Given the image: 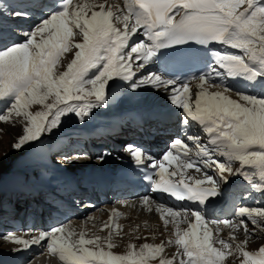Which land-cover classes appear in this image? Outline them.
<instances>
[{"label": "snow or ice", "instance_id": "snow-or-ice-1", "mask_svg": "<svg viewBox=\"0 0 264 264\" xmlns=\"http://www.w3.org/2000/svg\"><path fill=\"white\" fill-rule=\"evenodd\" d=\"M26 5L19 9L7 5L17 19L40 17L21 33L22 41L0 29V122L15 124L14 117L24 121L14 149L43 146L44 137L69 116L83 123L93 109L106 104L109 89L121 82L133 91L150 87L168 93L171 105L182 110L178 122L185 128L195 123L207 142L199 134L177 135L159 161L136 145H126L136 164L148 169L144 179L151 192L181 202L177 208L155 206L164 225H174V239L166 242L176 246L170 257L164 241L138 247L129 243L126 252L115 253L113 234L122 231L114 223L119 216L115 211L100 225V231L108 230L105 237H88L84 231L77 235L59 225L30 239L9 234L5 239L22 246L14 251L46 246V253L61 264H226L229 257L240 258L239 264H264V245L255 251L245 248L250 237L264 231V207L242 204L232 220L208 214L230 177H242L254 192L264 195V3L123 0L122 8H114L108 0H26ZM136 36L143 39L133 42ZM193 43L205 49L218 43L238 50L207 53L206 70L193 77L198 89L194 99L187 79L151 71L143 75L162 57H186V46ZM67 53L72 59L65 67L61 61ZM224 75L242 79L259 94L230 88L220 81ZM32 105L43 110L32 112ZM141 203L152 211L149 196ZM181 224L187 227L181 229ZM223 229L229 230L227 239L220 238ZM240 230L244 239L236 242Z\"/></svg>", "mask_w": 264, "mask_h": 264}, {"label": "bare ground", "instance_id": "bare-ground-1", "mask_svg": "<svg viewBox=\"0 0 264 264\" xmlns=\"http://www.w3.org/2000/svg\"><path fill=\"white\" fill-rule=\"evenodd\" d=\"M2 2H6V3H9L11 5L13 4L15 7H22V8H24L23 6L26 5V1H15L16 3H12L11 0H2ZM108 2L110 4H112L114 6V8L116 6L121 7V8L123 7V0H108ZM261 2L264 3V0H261ZM8 35H10V34H8ZM138 37H141L139 40L143 39V36H137V38ZM136 41H137V39H136ZM209 49L210 50L228 51V52H237L238 51L235 49L224 48L218 43L211 44L209 46ZM152 65H150V66H152V68L156 71L155 73L160 74L159 71L157 70L156 66L154 64H152ZM224 76H225V79H227L226 82L222 81V80H220V81L223 84L231 85L236 90H243L245 92H250L252 94H259V92H260V90L257 88H252L253 89V91H252L250 89L251 87H249L242 79H233V78L228 77L226 75H224ZM116 87L117 88L113 91L114 94L118 97H121V95H120L121 93L126 94L124 99H128V100L127 101L121 100L119 103L114 104L113 102H110V101H113L112 100V95H113L112 93L113 92H111V94H109V102L107 99V102L103 106V109H102V107L97 109V111H102V114H104L105 118L107 117L108 118L107 120L112 121V123L116 124V126L108 127L107 130H105V128L101 127L100 125H99V127L98 126H92V125H94V124H92V122L96 118H99L101 121V118L98 117L97 115H95L93 117L92 121L89 122V124H88L87 120H85L86 127L82 131V134L87 135V136H90V135L96 136V135L102 134L103 139L105 141V139L108 138L107 136L110 137V136L114 135L116 133L115 131H118V132L120 130H123V131L129 130L130 131L132 128H135V130L137 129L139 131L141 130V132H143V136H144V134H146L149 131L153 135H156L157 134V132L155 131L156 129H158V130L161 129L159 131L160 132L159 134L164 133L165 136L175 134L178 130H180L179 132L181 134L185 135L186 132L189 133L191 130L190 133L199 134L202 137V141L205 143L207 142L206 134H204L195 123L189 124L186 128L185 127L179 128V126L181 125L179 122L175 126L165 125V122L167 121V119L169 117H171V115H174L177 119L182 117V110L177 109V108L172 110L169 108L168 112H163L164 109H158V108L157 109H154V108L144 109L148 106V104H157V105L166 104L164 101H167V100L164 97L167 96V98H168V95H169L168 93H165L163 90L157 91L154 89L155 91H152V90L147 89L150 87H144V88H140V90H138V91H142L144 93L138 94L137 95L138 97L136 96V98H134V97H131L132 95L128 96L127 93L129 91L128 92L121 91L120 90V84L116 85ZM190 88L192 89L193 99H194V93L196 91H198L197 82L190 83ZM248 89H250V90H248ZM215 90H217V89H210V91H215ZM138 91L136 90V93ZM161 93H163V94H161ZM230 95H233V94L230 93ZM140 98L142 100H140ZM167 102H169V100ZM167 107H170V105H168ZM173 107H175V106H173ZM120 109H127L126 111H124V118L123 117L120 118V117L116 116V114H118L117 111ZM164 111H167V110H164ZM145 117L150 120V124L148 126L144 127L146 129L145 130H144V128L140 129L138 126L135 127L136 122L141 121ZM128 118H130V120L132 122H129ZM113 120H115V121H113ZM0 124H1L0 125L1 130L3 132L0 136V138H1V142H0V165H1L7 159L12 158L17 154V152L14 151L12 145L15 142L16 138L22 132V127H23L24 121H23L22 117H19V119H17L15 121V124L12 123V125H5L7 123L4 124V122H0ZM87 124H88V126H87ZM90 125H91V127H90ZM98 128L103 129V131L99 132ZM93 129H94V131H93L94 133L91 132ZM95 129H98V130L95 131ZM89 133H90V135H89ZM84 138H85V136H84ZM98 151H100V150H98ZM94 154L95 153L91 151L90 155L93 156ZM155 155L156 154H152V156H155ZM76 157L75 158L78 159L79 164L82 165L85 163L84 157H82V156H76ZM101 160L100 159L95 160L96 163L93 165V168H91L89 170H83V171H79V170L74 171L73 170L72 172H70L69 169L63 168L58 173L54 174L55 175L54 176L55 182L57 184L52 182L53 184H49L48 187H45L42 190H45L48 192L49 188H52L56 185L63 183L66 185H71V186L74 185L77 189L75 194H77L78 190H79V186H84L87 183V181H90V183L92 185H95L97 187V189L100 191H101V189L102 190L105 189V191H107L106 189H108V186H109L110 187L109 188V201H111L113 203L116 201H118V202L120 201V202L117 204L116 207L112 208V207L106 206V209L104 207V209L102 208V210H105V212H106V216L104 217V219L106 220L105 222L109 221V217L113 214L114 211L118 212L119 216L121 214H123L122 218H124L127 221L122 225L123 228H124V226L126 227V232H123L122 235H119V238L122 237V239H118L115 241L116 246L123 253L127 251V245L129 243H133L136 245V242L138 241L139 243L136 245L138 247L139 245H141L145 242L158 244L161 242V239H164L166 242L169 239H174V237H173L174 225L170 222L167 226H165L163 221L160 219V213H157L155 211V206L158 203H162L164 205H167V203L165 202V201H167L168 203L172 204L174 208H177V207H180L181 202L174 201L173 199L167 200V199H163V198H153L154 200L150 199V207L152 208V211H148V209L145 208L141 203L142 197L145 196L144 194L139 193V191H136V190L129 188V187H126V186L118 187L119 189L115 190L113 188V186L111 185L110 180L112 178H110V177L105 178L106 182L101 180V179L100 180L98 179V177H97V175H95V173H97L98 171H100V172H102V171L106 172L107 171L108 172V171L112 170L113 166L117 165V163H116L117 160L114 157L106 156L103 158V161H101ZM60 162L63 165H65L66 167H69L72 165V164L67 165L70 163V161H67V160L63 161V162L60 161ZM188 172L193 174V175H198L197 173H195L194 169H188ZM230 180H231V183L227 187H223V185H222V187L224 189L223 195L216 198L215 202L212 205H210L208 208V214L213 219H217L220 216L221 217L219 219H222V218L227 216V213L230 214V212H233L235 214V212H234L235 208L242 205V204H246L248 206H254V207L259 205V202L255 204L253 201L251 203L249 200H247V201L241 200L243 203L241 201H236L237 204H235L234 197H233L234 193L236 194V193L240 192V190H242V189L245 190L244 188H247V187L251 188V187L247 184L246 181L243 180L242 177L241 178L230 177ZM242 183H244V185H246L247 187L242 186L243 185ZM13 184H16V182H13ZM113 185L115 186L116 184L113 183ZM26 191H29V190H26ZM242 192H244V191H242ZM67 193H69L71 195L74 194L71 192H67ZM61 203H64V201L61 200ZM261 204H264V201H263V203L261 201ZM63 206H64V208H67L65 203L63 204ZM94 207H95V204L90 203V204H87L85 206L81 205L78 209L79 210L83 209L84 211L80 212V214H85V213L90 211V210H88L89 208L93 209ZM114 209H116V210H114ZM94 212H96V214H97V211H94ZM69 213L75 214V212H69ZM59 214H63V213H59ZM93 216H94V214H93ZM117 218L118 217H116L115 220ZM115 220H114V223H115ZM169 220L171 221L170 217H169ZM105 222L102 221V219H98V218L90 216L89 218H87V219L85 218L84 220H79L78 222H71L70 224H68L65 227L73 230L75 233H77V235L82 230H85L86 228H88L86 234L88 237H91L88 233L89 232H92V233L95 232V229L96 230L99 229L98 230V232H99L100 231V225L105 223ZM14 223L16 224V222H14ZM48 223H50V222H48ZM86 223L88 224V226L84 225ZM2 226L5 228L4 233H7V232L9 233V231L12 232L14 230H17V227L12 225V221L9 222V224H6V223L2 224ZM17 226H18V228H20L21 225L17 224ZM46 226H47V224L45 221V228L46 229L51 228L49 226V224H48V228ZM94 226H96V227L94 228ZM32 227H33V223H31V228ZM186 227H187L186 224L180 225L181 229H184ZM211 227H213V229H215L216 226L211 225ZM160 228H162L166 233H168L170 235H168L166 237L165 232L164 231L162 232L160 230ZM25 230H27V229H25ZM28 231H29V229H28ZM28 231L25 232V235H20V236L30 239L31 236H33L35 233H36V235L38 234V232H34V231L28 232ZM228 231H229L228 229H223V231H222L223 233L221 232L219 234L220 238H226L227 239L228 238ZM9 234H12V233H9ZM127 234H129V236H127ZM26 235H28V237H26ZM93 235H94V233H93ZM214 235H215V232H214ZM15 236H16V234H15ZM123 238L124 239L126 238V239L124 240ZM153 239H155V241ZM0 244H4L5 247H7L8 249H10L13 252L14 255L11 256V257H13V259H15L16 257L26 255V252H27V254L30 252L31 255L34 254L35 252L39 253V254L43 252L45 254L42 256L45 258V260H57V261H59V259L57 257L49 256L46 253V246L45 247L32 246L28 250L14 251V249H17V248L22 247V246L11 243L9 240L5 239L3 236L0 237ZM216 246L220 247V245H218V244ZM170 247H171V249L173 248V250H174L173 253L176 252V246L174 244L168 245L166 243L165 244V255L169 256V257L171 255H168L169 250H167L166 248L170 249ZM249 248L246 250L255 251V249H257V248H253V247H251L250 249ZM5 254H10V252L4 253V255ZM31 260H32V257H31V259H29L24 264H29V261H31ZM44 263L49 264L48 261L47 262L44 261L43 264ZM226 264H239V261H237L236 259L234 261V259L232 257H229L226 261Z\"/></svg>", "mask_w": 264, "mask_h": 264}, {"label": "rangeland", "instance_id": "rangeland-1", "mask_svg": "<svg viewBox=\"0 0 264 264\" xmlns=\"http://www.w3.org/2000/svg\"><path fill=\"white\" fill-rule=\"evenodd\" d=\"M12 1V3H16L15 1H26V0H11ZM7 4L9 5V3H6V2H0V11H3L4 12V15H2V16H0V29H2V30H4V32L6 31V34H9V33H7V32H10L11 30L12 31H14V33H16L18 36H19V38H21L20 39V41H22L23 39H24V37L21 35V33L23 32V31H25V30H22V29H20V28H18L17 27V25L19 26V27H25L26 29H28L29 27H28V25H30V23H31V25L32 26H30V29L34 26V24H36L37 23V21L40 19V17L39 16H35L36 17V19H37V21L36 22H34V18H32V19H22V20H20V19H17V18H15L14 16H12L11 15V10L7 7ZM12 6L13 7H15L13 4H12ZM24 7V6H23ZM16 8V7H15ZM19 8H22V7H19ZM20 20V22H18ZM33 20V21H32ZM39 23V22H38ZM7 26H8V28H7ZM11 26H12V29H11ZM7 28V29H6ZM11 29V30H10ZM29 29V30H30ZM26 31H28V30H26ZM15 36V35H14ZM135 38V39H134ZM133 38V42H136V39H137V41H139V39L141 38V37H138L137 38V36L136 37H134ZM19 40L17 41V42H20ZM71 58H72V55L70 54V53H67V54H65V58H63L62 59V61H61V63L66 67V64L71 60ZM153 66V65H152ZM152 66H150L149 65V67H148V69L143 73V75H147L148 74V72L149 71H151V72H156L153 68H152ZM151 67V68H150ZM64 69L63 68H60L59 69V71H63ZM138 72H139V70H137ZM91 75H94L95 74V70H93V72L92 73H90ZM221 80H225V78L222 76V78H221ZM122 85V86H121ZM230 88H233L231 85H228ZM117 87H116V85H113L110 89H109V92H108V96H107V99H108V102H109V94H111V92H113L115 89H116ZM127 88V89H126ZM147 89H149V90H152V91H155L153 88H147ZM234 89V88H233ZM252 91H253V89L252 88H250ZM250 89H248V90H250ZM120 90L121 91H123V92H128L127 94H128V96H131V97H134V98H136V96L138 95V94H141V93H144V92H142V91H138V90H140V88L139 89H137V93H136V90L135 91H132V89L130 88V87H128L124 82H121L120 83ZM239 91H241V92H245V91H243V90H239ZM113 95H112V100L113 101H110V102H113L114 104H117V103H119L121 100H124V101H127L128 99H124L125 98V96H126V94H120L121 95V97H118V96H116L115 94H114V92L112 93ZM161 94H163V93H161ZM138 97V96H137ZM118 98V99H117ZM164 98H166V100L168 101L169 99L167 98V96L166 97H164ZM91 99H94V98H91ZM117 100V101H116ZM140 100H142L141 98H140ZM167 101H164L166 104H164V105H161V104H159V105H157V104H148V106L146 107V108H144V109H148V108H154V109H164V110H167V111H164L163 110V112H168L169 111V108L170 109H176L175 107H173L172 105H171V103H169V102H167ZM49 102H51V100L49 101ZM168 105H170V107H167ZM3 109V105H0V110H2ZM97 109L98 108H95V109H93L92 111H91V113L89 114V116L87 117V122H88V124H89V122H91L92 121V119H93V117L95 116V115H97L98 117H100L101 118V121H100V119L99 118H96L93 122H92V124H94V125H92V126H98L99 127V125L101 126V127H104L105 128V130H107V128L108 127H113V126H116V124H113L112 123V121H108L107 119V117L105 118V116H104V114H102V111H97ZM102 109H103V107H102ZM30 110L32 111V112H36V111H40V110H43L42 109V106L41 105H32L31 107H30ZM127 109H120V110H118L117 112H118V114H116V116L117 117H120V118H124V111H126ZM121 112V113H120ZM120 113V114H119ZM86 118V117H85ZM17 119H19V117H14V120L16 121ZM129 119V122H132L131 120H130V118H128ZM116 120V119H115ZM115 120H113V121H115ZM11 122H8L7 124H5V125H12V123L10 124ZM88 124H87V126H88ZM133 124V123H132ZM1 125V124H0ZM81 127L82 128H85L86 127V124H85V119H84V122L83 123H81L80 122V120H79V118H76L74 115H72V116H69L68 118H65L64 120H63V124H62V126L59 128V129H57V130H54L53 131V133L52 134H50V135H48V136H45L44 137V140H43V145H45V148L46 149H49L50 147H51V144L55 141V140H59V138H60V136L62 135V134H67L68 136H72V135H74L75 133H76V135H77V132L81 129ZM90 127H91V125H90ZM99 129V130H98ZM98 129H95V131L96 130H98L99 132H101V131H103V129H101V128H98ZM140 129H142V128H140ZM146 128H144V130H145ZM119 130V129H118ZM94 131V129L91 131V132H93ZM120 131H123V130H120ZM141 131V130H140ZM114 132V131H113ZM116 133L118 132V131H115ZM114 132V133H115ZM3 132H2V130H1V127H0V136H1V134H2ZM94 133V132H93ZM115 133V134H116ZM75 135V136H76ZM89 135H90V133H89ZM90 136H92V135H90ZM98 136H100L99 138H103V136H102V134L101 135H98ZM114 136V135H113ZM107 137H109V136H107ZM104 140V139H103ZM106 140H108V138L107 139H105V141ZM0 142H1V138H0ZM62 146V143L61 144H59V148ZM42 146H36V145H31V146H28V147H25L23 150H17V149H14V151L15 152H17V154L14 156V157H12V158H9V159H7L5 162H3L1 165H0V209H3L2 208V206L4 207V205H5V203L6 202H9L10 201V199H9V197H8V195L6 194L7 192L8 193H13V192H19V191H21V192H28V194L30 195V194H35V195H39L40 194V192H39V188L42 186V189H44L45 187H48V185L49 184H53L52 182H54V183H56L55 182V178H54V174L55 173H58L59 171H61L63 168H67V169H69V171L70 172H72L73 170L75 171V170H79V171H83V170H89V169H91V168H93V165L96 163L95 162V160L93 161V159H95L96 158V156H98L99 155V151H92V152H94L95 154L92 156V155H90V157L91 158H86V157H84V164H79L78 163V159H76L77 157L76 156H78V155H76V156H70V157H68V158H64L63 156H54V158H53V160L52 161H54L55 163H49V160L48 159H46V157L44 158V155H43V153L42 152H38V150L37 149H40ZM119 153V155H121L122 154V152H118ZM68 156V155H67ZM76 157V158H75ZM83 157V156H82ZM113 157V156H112ZM115 158V157H114ZM117 159V158H116ZM70 161V163L69 164H67V165H71V166H69V167H66L65 165H63L60 161ZM101 160V159H100ZM101 161H103V159L101 160ZM40 165V164H43V166L45 167L44 168V173L37 179V181H35V182H38L41 186H37V187H33L32 185H33V183H35V182H33V183H30V182H28V181H26V180H30L31 178H32V176L33 177H37L38 175H39V171H38V169L36 168V167H34V165ZM41 166V165H40ZM92 166V167H91ZM235 166H237V165H235L234 164V167ZM214 171V170H213ZM53 177V178H52ZM59 178V177H58ZM26 179V180H25ZM20 180V181H19ZM13 182H16V184H13ZM14 185H12V184ZM57 184V183H56ZM52 187V186H51ZM26 190H29V191H26ZM76 187L74 186V185H66V192H71V193H74L75 194V192H76ZM243 190V189H242ZM244 191H250V193H252V195H253V197L255 198H253L252 197V195H251V198H249L250 200H254V202H255V204L256 203H258L259 202V205H258V207H264V204H261V201H262V203H263V201H264V195H261L260 193H258V192H254L253 191V189H251V188H246V190H244ZM38 192V193H37ZM49 192V191H48ZM63 193H65V192H63ZM241 194H247L246 192H242V193H236V198L237 199H242L241 198ZM4 197H6L7 199H4ZM52 198H54V196H52ZM242 200H247V199H242ZM120 202V201H119ZM118 201H116V202H114V204L113 205H108L109 207H116L117 206V204L119 203ZM242 202V201H241ZM64 203H65V205L67 206V208L70 210V212H75V214H73V216L74 215H76V217L77 218H79V220H84L85 218L87 219V218H89L90 216L91 217H95V218H98V219H102V221H106L105 219H104V217L106 216V212H105V210H102V208H100V209H98V210H94V209H96V206L93 208V209H88V210H90L89 211V213L87 212V213H85V214H80V212H82V211H84L83 209H78L80 206H77L75 209H71L70 207H68V203L67 202H65L64 201ZM64 203H61V200H60V204L63 206V204ZM243 203V202H242ZM93 206V205H92ZM106 206L107 205H105L104 207H105V209H106ZM13 207H15V206H12V205H7V206H5L4 207V210H0V218H3V217H5L6 215V213H10V212H13V215H15L16 214V212H18L17 210H19L20 209V207H18L17 209L16 208H13ZM57 207H58V205H57ZM104 207H103V209H104ZM97 211V214H96V212H94V211ZM114 210H116V209H114ZM48 211V210H47ZM100 211V212H99ZM20 213H23V210L20 212ZM69 214H72V213H69ZM93 214H94V216H93ZM55 215H57V213L55 214ZM122 215L123 214H121L120 216H118V218L115 220V223H117V224H119L120 226H121V229H122V231L120 232V234L119 235H122V233L123 232H126V227L124 226V228H123V224L125 223V222H127L124 218H122ZM97 216V217H96ZM234 216L235 215H233V217L231 216L230 218H228L229 220H232L233 218H234ZM236 219H239L238 217H236ZM1 220V219H0ZM5 220H7V217H5ZM71 222H78L75 218H72L69 222H67V223H64L63 225L64 226H67L68 224H70ZM17 224L18 225H20V223L19 222H16V224L12 221V225L13 226H15V227H17V229L19 230L20 228H18V226H17ZM46 224H47V228H48V224H49V226H51V224L52 223H48L47 221H46ZM67 224V225H66ZM84 225H86V226H88V224L86 223V224H84ZM2 228H0V237L1 236H3L4 238L5 237H7V235H9V233H7V234H5L4 235V232H5V228L3 227V226H1ZM96 226H94V228H95ZM33 228V227H32ZM24 229V228H23ZM25 229H31V224L30 225H28V227L27 228H25ZM50 229V228H49ZM87 230H88V228H86L85 230H82V231H85V232H87ZM98 230L99 229H95V232H93L94 233V235H99V236H101V237H105V236H107V233H108V230L107 229H105L104 231H99L98 232ZM160 230L163 232L164 230L162 229V228H160ZM42 231V230H41ZM242 230H240V231H238L237 233H236V236H237V240H236V242H240L241 240H243L244 239V233H243V231L241 232ZM9 232H11V231H9ZM28 232H30V231H28ZM165 232V231H164ZM226 232V231H225ZM224 232V233H225ZM93 233L92 232H89L88 234L90 235V236H92L93 235ZM223 233V232H222ZM166 234V235H165ZM165 236L167 237L168 235H170V234H168V233H166L165 232ZM11 235H15V234H11ZM20 235H25V231L23 232V233H17L16 234V236H20ZM34 235H36V233L34 234ZM33 235V236H34ZM119 235H115V234H113V239H114V242L116 241V240H118V239H122V237H120L119 238ZM127 236H129V234H127ZM26 237H28V235H26ZM227 237V236H226ZM157 238V237H156ZM155 238V239H156ZM124 239V238H123ZM126 239V238H125ZM124 239V240H125ZM155 239H153L154 241H155ZM223 239H226V238H223ZM161 241H164L165 242V244H166V241L164 240V239H161ZM139 242L137 241L136 242V245L138 244ZM262 245H264V231H258L257 232V234H256V236H254V237H250L249 238V242L245 245V248L246 249H248L250 246L251 247H253V248H259L260 246H262ZM255 246V247H254ZM250 247V248H251ZM249 248V249H250ZM167 250H169V252H168V255H172V253H173V248L171 249V247H170V249H168V248H166ZM257 249H255V250H257ZM113 251L115 252V253H118V254H122L123 252L121 251V250H119V248L116 246L114 249H113ZM171 251V252H170ZM9 253L10 252V254H5L4 255V253ZM12 251L10 250V249H8L7 247H5V245L4 244H0V258H7V259H13V257H11V256H13L14 254H13V252L11 253ZM167 252V251H166ZM30 253V252H29ZM28 253V254H29ZM3 254V255H2ZM26 254H27V252H26ZM21 257V256H20ZM16 258H19V257H16ZM41 257H37L33 262L32 261H29V264H43V262L45 261V262H47L48 261V263L49 264H61V262L60 261H57V260H45V258L44 259H40ZM239 259L240 258H236V260L237 261H239ZM235 261V260H234ZM45 264V263H44Z\"/></svg>", "mask_w": 264, "mask_h": 264}]
</instances>
